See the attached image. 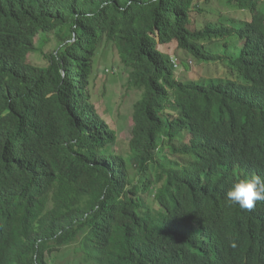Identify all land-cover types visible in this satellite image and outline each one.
<instances>
[{"label":"trees","instance_id":"trees-1","mask_svg":"<svg viewBox=\"0 0 264 264\" xmlns=\"http://www.w3.org/2000/svg\"><path fill=\"white\" fill-rule=\"evenodd\" d=\"M208 6L0 0V264H264V201L226 197L264 178V0ZM172 46L214 72L179 80ZM107 48L140 94L124 155L91 96Z\"/></svg>","mask_w":264,"mask_h":264},{"label":"rangeland","instance_id":"rangeland-1","mask_svg":"<svg viewBox=\"0 0 264 264\" xmlns=\"http://www.w3.org/2000/svg\"><path fill=\"white\" fill-rule=\"evenodd\" d=\"M223 1L224 0H208L209 6L207 9H209L210 13L197 16L196 19L198 22L201 25H215L221 23L225 24L227 20H235L231 19L237 18L233 16L235 12L233 13V11H228L224 8L222 6ZM220 19L223 20L220 21ZM40 42V39L36 40L37 47ZM46 44L47 45L44 47L43 51L50 52L53 50L56 42L53 39V41H48ZM240 46V42H237L233 43L227 51L224 48L213 49V51L215 53H222L224 55L228 54L229 56L234 57L237 55ZM168 55L171 59H174L176 63L175 74L179 80L194 81L203 77L207 78L215 70L213 65L207 66L203 63L197 62L191 57L188 58L183 52L175 51L173 46L170 47ZM29 61L34 65H44V60L39 53L31 55ZM96 61V67H94L95 76L90 88L91 96L93 95L95 97V107L99 114H101L104 120L117 134L118 140L114 150L117 152L120 151V153L124 155L128 153L127 143L130 140L132 125L130 116L132 106L140 97V94L136 90H129L126 88L127 73H125V71H122L120 78L116 77V81L112 79L120 67L118 55L113 50L107 48L104 53H100ZM113 64H115V67L110 70V67ZM67 260L72 261L71 258L59 254V259L56 261V264H65Z\"/></svg>","mask_w":264,"mask_h":264},{"label":"clouds","instance_id":"clouds-1","mask_svg":"<svg viewBox=\"0 0 264 264\" xmlns=\"http://www.w3.org/2000/svg\"><path fill=\"white\" fill-rule=\"evenodd\" d=\"M85 15L88 19L93 18L92 12H87ZM226 197L230 204H238L242 209L251 210L256 202L264 201V178L251 175L238 179L227 191ZM231 246L235 247V243H232Z\"/></svg>","mask_w":264,"mask_h":264},{"label":"built area","instance_id":"built-area-1","mask_svg":"<svg viewBox=\"0 0 264 264\" xmlns=\"http://www.w3.org/2000/svg\"><path fill=\"white\" fill-rule=\"evenodd\" d=\"M174 67L176 68V63L174 62Z\"/></svg>","mask_w":264,"mask_h":264}]
</instances>
